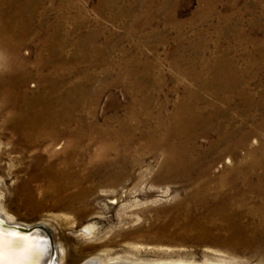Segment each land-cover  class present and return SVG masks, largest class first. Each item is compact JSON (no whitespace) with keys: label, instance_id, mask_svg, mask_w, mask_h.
Listing matches in <instances>:
<instances>
[{"label":"rangeland","instance_id":"1","mask_svg":"<svg viewBox=\"0 0 264 264\" xmlns=\"http://www.w3.org/2000/svg\"><path fill=\"white\" fill-rule=\"evenodd\" d=\"M8 1L13 0H1L0 6ZM108 1L110 5L99 9L100 0H44L33 12L21 50L30 65L36 57L45 56L40 42L55 35L50 28L57 23L66 42L74 44L77 37L66 31L75 28L80 37L92 38L95 55L76 54L73 44L67 45L64 54L68 88L80 81L89 92L101 88L95 104L88 100L90 96L85 97L76 109L78 115L88 117L93 112L99 121L106 115L124 116L130 105L129 85L132 92L138 86L141 89L137 99L152 101L153 121L158 105L165 103L160 112L164 118L184 88L193 91L189 68H206L203 77L210 82L216 69L226 65L242 72L238 89L253 102L246 105L243 96L226 102L211 83L196 90L205 100L199 104L206 112L217 107L231 133L222 143H216L214 130L196 139L194 156L204 165L200 177L188 182L158 179L162 153L139 150L128 157L134 160L128 167L132 178L93 189L83 209L76 211L53 206L51 201L34 209L25 204L19 185L27 179L40 150L25 149L7 129L3 132L0 114L2 212L13 222L45 225L56 249H63L61 264H94L92 259L110 262L115 257L140 264L178 260L204 264L205 259L211 264H257L252 251L234 252L201 240L197 230L184 231L172 218L185 214L186 195L200 178L215 179L238 168L249 169L253 176L264 174L260 159L264 155V0ZM86 75L94 77L87 81ZM27 86L34 89L35 81ZM146 112L143 109L141 116ZM229 156L231 164L225 161ZM253 162H259L254 171L247 167ZM32 188H37V182H32ZM190 209L194 213L203 208L193 205Z\"/></svg>","mask_w":264,"mask_h":264},{"label":"bare ground","instance_id":"2","mask_svg":"<svg viewBox=\"0 0 264 264\" xmlns=\"http://www.w3.org/2000/svg\"><path fill=\"white\" fill-rule=\"evenodd\" d=\"M42 2L44 0H13L11 3L8 1L5 7L0 6L1 128L3 132L7 129L16 143L25 149L40 150L33 158L27 179L19 185L26 199L25 204L34 209L51 201V205L62 209L82 210V204L94 193L93 189L132 178L128 167L133 165L134 160L130 161L128 157L139 150L162 153L158 179L188 182L200 177L204 165L200 157L194 156L196 139L214 130L217 133L216 143H222L231 133L226 131L217 107L209 112L204 110L201 101L205 100L196 90L211 83L224 101L230 102L234 96H243L249 106L253 98L238 89L242 72L226 65L217 68L210 82H206L203 77L206 68H189L188 77L195 83L193 91L184 88L183 96L176 100L172 111L164 118L160 112L164 111L166 104L158 105L154 121L152 118L155 116L149 111L152 101L143 97L137 99L141 89L138 86L132 92L129 85L130 105L124 116L106 115L99 121L93 112L88 117L78 115L76 109L87 100L85 97L90 96L88 100L95 104L101 88L99 86V91L89 92L81 81L76 86L67 87L64 54L67 45L73 43L66 42L67 36L61 35L58 23L50 28L55 35L40 42L39 50L46 51L45 56L36 57L30 65L21 55L29 36L28 26L33 12ZM106 5H110L108 0H100L98 8ZM66 32L77 37L73 44L76 54L95 55L92 38L80 37L76 28ZM84 77L90 81L94 76ZM120 78L116 77L115 81ZM34 81L35 88H29L27 84ZM229 91L232 95L227 94ZM143 109L147 112L141 116ZM215 119L216 122L213 121ZM255 142L253 139L252 144ZM262 158L264 160V155H261ZM225 161L231 164L232 158L225 157ZM258 163L253 162L247 167L255 170ZM253 175L249 169L245 172L243 168H238L215 179L200 178L186 195L185 214L182 217L174 214L173 223L184 231L197 230L199 239L212 241L217 246L234 252L252 251L257 264H262L264 174ZM32 182H37V188H32ZM193 205L203 209L193 213L190 209ZM0 217L13 222L2 212L1 205ZM0 232L5 234L6 239L10 236L22 238L17 242L30 245L32 252L29 259L32 264H46L50 245L44 233L37 231L32 235H18L4 230ZM51 241L54 243L52 238ZM55 250L53 264H61L63 249L58 251L55 247ZM217 260L228 261L224 257ZM91 261L94 264H140L118 257L110 262L102 259ZM203 261L204 264H211L208 259ZM158 264L194 263L178 260Z\"/></svg>","mask_w":264,"mask_h":264},{"label":"snow or ice","instance_id":"3","mask_svg":"<svg viewBox=\"0 0 264 264\" xmlns=\"http://www.w3.org/2000/svg\"><path fill=\"white\" fill-rule=\"evenodd\" d=\"M18 239L9 237L5 238V234L0 232V264H32L29 259L32 249L27 243L21 245Z\"/></svg>","mask_w":264,"mask_h":264},{"label":"water","instance_id":"4","mask_svg":"<svg viewBox=\"0 0 264 264\" xmlns=\"http://www.w3.org/2000/svg\"><path fill=\"white\" fill-rule=\"evenodd\" d=\"M0 230L10 231L13 233H17L18 235H32L37 231L44 233L46 237L48 238L49 245H50V256L46 264H53V258L56 252L55 245L51 241L52 237L49 235V230L46 228L45 225L41 223L25 225L22 223L7 222L5 219L0 217Z\"/></svg>","mask_w":264,"mask_h":264}]
</instances>
